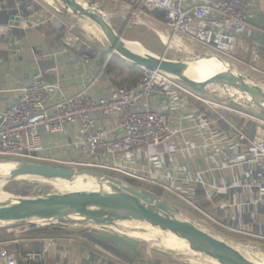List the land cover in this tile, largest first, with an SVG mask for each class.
Returning <instances> with one entry per match:
<instances>
[{"label": "crops", "instance_id": "0c3cea01", "mask_svg": "<svg viewBox=\"0 0 264 264\" xmlns=\"http://www.w3.org/2000/svg\"><path fill=\"white\" fill-rule=\"evenodd\" d=\"M77 1L85 6L92 5L103 15L104 20L113 16L121 18L122 29L129 24H148L160 39L165 37L161 33L167 32L161 14L135 10L131 2ZM183 2L189 7L194 0ZM16 7L27 21L33 22L50 17L53 8L59 9L60 14L56 26L8 27ZM0 8V121L18 91L29 86L37 74H41L44 82L52 86L51 102L58 101L60 95H71L89 85L90 94L95 100L107 99L111 91L134 86L142 76V66L110 51L108 43L105 45L100 39H97L98 44L80 39L75 47L65 48L61 43L65 28L76 26L83 17L63 13V5L58 0H0ZM136 20L140 22L135 24L133 21ZM109 25L114 34L125 42L121 30L116 31ZM211 26L215 25L211 23ZM129 42L147 52L137 42ZM202 48L207 53L204 52L202 56L221 59L210 48ZM224 58L225 61L221 60L231 64L234 74L243 76L264 91V0H251L247 29L235 39L232 55ZM177 83L179 88L173 89L169 99L154 96L136 108L165 113L176 134L159 147L136 152L129 157H119L114 161L136 175L153 180L155 184L141 183L175 198L182 205V208L177 206L180 211L192 212L198 221L209 223L228 239L247 243L263 242L264 239L256 237H264V157L257 155V163H253L252 159L256 156L253 143L261 136L264 116L246 99L240 98L233 87L225 90L224 87L207 85L211 86L210 89L205 86L203 90L197 91L185 83ZM212 86L219 87L221 93H217ZM92 117L112 138L116 123L103 120L99 111L94 112ZM37 132L42 140V149L32 153V159L22 161L64 165L100 175L111 172L117 175L110 176L114 179L121 182L120 176L127 179L116 172L92 166L98 164L97 157L83 155L74 145L79 137L76 125L66 126L57 135H48L42 128ZM238 132L245 136V140L238 139ZM103 162L107 165L113 163L112 159ZM162 186L174 190L194 205L214 212V217L228 229L207 221L184 200ZM76 241L79 244L63 241L42 245L41 248L47 249L45 264H121L111 253L104 252L97 240L88 241L83 236V241ZM65 250H68L67 254ZM139 257L138 252L133 257V264H141L140 261L136 262Z\"/></svg>", "mask_w": 264, "mask_h": 264}, {"label": "built area", "instance_id": "2783aa9c", "mask_svg": "<svg viewBox=\"0 0 264 264\" xmlns=\"http://www.w3.org/2000/svg\"><path fill=\"white\" fill-rule=\"evenodd\" d=\"M125 1L131 2L135 10L161 14L167 26V38L180 37L188 43L210 48L224 57L232 55L235 39L245 33L251 4V0H194L191 6L186 7L183 0ZM52 12L50 17L33 22L27 21L16 7L7 26H56L60 11L53 8ZM211 23L215 26L212 27ZM80 39L76 26L71 25L65 28L61 43L71 49L78 45ZM84 58L88 59L87 56ZM177 81L158 69L142 67V76L136 85L113 90L107 99L95 100L90 94L89 85L71 95H60L58 101L51 102L52 86L44 82L41 74H37L29 86L18 91L2 114L0 158L32 159L31 154L42 149V140L37 132L39 128L48 135H57L66 126L76 125L79 137L74 145L83 155L97 157L98 164L93 167L116 172L128 179L155 184L153 180L126 170L114 160L159 147L176 134L177 131L171 127L169 116L165 113L136 108L154 96L169 99L173 89L179 88ZM96 111L101 112L103 120L116 123L112 138L92 117ZM261 124V136L253 143L256 153L253 163L258 162L257 155L264 157V121ZM237 137L240 141L245 140L240 132ZM106 159H112L113 163L107 165L103 162ZM162 188L184 200L215 226L228 229L214 217V212L194 205L166 186ZM46 252V248L21 251L15 245H0V264H45Z\"/></svg>", "mask_w": 264, "mask_h": 264}, {"label": "water", "instance_id": "95a60500", "mask_svg": "<svg viewBox=\"0 0 264 264\" xmlns=\"http://www.w3.org/2000/svg\"><path fill=\"white\" fill-rule=\"evenodd\" d=\"M58 1L63 5V13L89 19L95 24L105 37L110 51L136 65L167 73L184 81L197 91L203 90L207 85L233 87L238 91L240 98L246 99L264 116V91L258 85L249 83L243 76L234 74L231 64L214 57L221 63L223 70L205 81L194 84L182 73L180 68L182 63L156 57L147 52H142L140 55L128 53L123 45L124 42L114 34L103 15L93 9L92 5L85 6L77 0ZM212 57L201 56L198 60L207 61ZM14 162L17 163L14 170L0 177V185L22 178L47 181L65 178L70 181L76 176L85 175L94 178L101 188L96 191L78 190L63 194H50L34 199L0 196V221L10 222L13 225L26 223L30 229L45 227L41 223H45L47 227L68 228H72L71 225L87 223L109 234L106 236L91 232L92 237L99 243L121 254L128 249L133 257L138 254L137 244L130 237L121 234L118 228L138 227V224H141L159 233H169L181 246L192 249L197 256H209L217 264H255L251 255L231 246L224 239L204 232L194 222L179 218L181 211L178 208L149 191L124 185L120 180L110 176L77 171L64 165L35 164L22 160ZM154 210L172 215V217L162 216ZM115 217L124 220L113 221L111 218ZM154 242L157 243L158 240ZM159 243L165 251L175 250L163 241Z\"/></svg>", "mask_w": 264, "mask_h": 264}, {"label": "rangeland", "instance_id": "374dc122", "mask_svg": "<svg viewBox=\"0 0 264 264\" xmlns=\"http://www.w3.org/2000/svg\"><path fill=\"white\" fill-rule=\"evenodd\" d=\"M144 16L146 15H143V17ZM83 19L86 22H84ZM105 20L108 24H111L116 31L121 30V34L125 42H137L147 51V53L155 54L156 56H162L163 58H166V60L169 61H176L178 63H182L180 66L185 64L193 65L198 61L199 57H201L202 54L206 53L205 48H202L196 43H188L186 40H182L180 37H173L176 42L170 41L169 43H166L164 40L160 39L159 35L155 36V34L153 33L154 28L148 24L139 26L129 24L125 25V27H123L122 29L121 24L123 20L121 18L113 16L106 17ZM79 21L81 22L76 24V31L80 35L81 39H88L94 44H98V40L100 39L102 43H104L105 45L107 44L106 39L101 33V31L89 19L81 18V20ZM133 22L136 24L140 21L136 20ZM161 34L167 38L166 31ZM135 46L137 45L135 44ZM215 55L220 56L221 59L224 61L226 59L224 58V56L218 55L217 53H215ZM178 82L185 83L182 80H178ZM185 85L187 84L185 83ZM206 87H209L208 89H210L211 86ZM212 87H214L213 89L216 88L215 90L217 91V93H221L219 87ZM224 89L227 90L228 87H225ZM15 160L18 159L0 158V175L13 171L14 166L17 164L16 162H14ZM85 170H89L95 173L98 172L94 171L96 169L91 170V168H85ZM105 174L114 177L117 176L116 174H113L111 172ZM79 178L80 176L78 177V179ZM120 178L123 182H125L123 177L120 176ZM84 179L87 180V177H83V182L86 183L87 181ZM141 186V189L144 188L143 190H146L145 188L147 187H144L145 185H143V183ZM66 192L69 191L64 190L62 186L58 187V185L54 183L52 184L49 181L47 182V180L37 181L28 178L9 181L0 186V196L16 199H34L45 195L63 194ZM153 192L155 196L161 198V200L167 202L168 204H174V207L178 206L179 208H182V205L175 198H170V200H168L166 199L167 197L165 196V194H162V192H160L159 190H153ZM172 201L174 203H172ZM185 208L187 209V207ZM179 218L195 222L196 226L204 232L216 236L222 240L224 239L225 242H227L231 246L246 252L247 254L251 255L254 259L258 257L264 262V241L247 243L239 239H228L227 237L218 233V231H216V229L213 228V226L210 225L208 222V224H206L202 221H198L194 214L189 211H186L185 213L181 211V215L179 216ZM41 224L45 227L36 228L37 230L34 232H31V229L26 223L14 225L1 224L0 245H6L8 247H11L12 245H15L17 247L18 245V249L21 248V251H34L37 249H41L42 245L44 246L45 244H56L58 242L63 241H73L76 244H79L76 240L80 239L81 241H83V236L88 241H96L91 235V232L93 231L99 234L109 236V234L104 232L101 228L92 227L87 223L71 225L72 228L60 227L59 231H52L50 233L40 231L42 229L50 228L47 227L45 223ZM118 229L121 233H123V235L130 237L131 240H133L137 244V249L140 253L139 259H136V262L138 263L140 261L141 264H210L213 261L210 259V257L197 256L195 255V253H190L184 248L181 250L165 251L161 247H158L156 245L153 246L152 242H147L136 235L133 236V234H131L128 230L122 228ZM96 242L97 244L102 246L101 247L98 245L104 252L106 251L107 253H111L112 256L118 261V263L120 262L121 264H133V262L135 261V258H133L131 252L128 249H125L124 253L122 255H119V253H117L116 251L109 249L98 241Z\"/></svg>", "mask_w": 264, "mask_h": 264}, {"label": "bare ground", "instance_id": "6f19581e", "mask_svg": "<svg viewBox=\"0 0 264 264\" xmlns=\"http://www.w3.org/2000/svg\"><path fill=\"white\" fill-rule=\"evenodd\" d=\"M164 41H166V43H169L170 41L174 42L175 39H171V38H166V37H161ZM176 42V41H175ZM124 47L127 50L128 53L133 54V55H140L142 52H144L141 48L135 46V44H131V43H127L124 42ZM215 56H213L211 59H208L207 61H200L198 60L195 64L193 65H182L180 66L182 73L184 74V76L190 80L191 82H193L194 84H198L202 81H205L207 79H209L210 77H212V75H214L217 72H220L223 70L221 63L216 60L214 58ZM9 173V172H8ZM8 173H4L2 175H0V177L7 175ZM79 176L74 177L72 180L67 181V179L65 178H59V179H55V180H50L49 182H51L52 184H56L59 186H62V188H64V190H68L69 192L71 191H78V190H84V191H96L98 189L101 188V186H99L96 182V180L92 177H88V176H80V178L78 179ZM83 177H87V182L84 183L83 182ZM28 179H32V180H37V181H41L39 179H33V178H28ZM89 180V182H88ZM48 182V181H47ZM6 183V182H4ZM2 183V184H4ZM1 184V185H2ZM0 185V186H1ZM3 197V196H1ZM155 213H158L162 216L165 217H172V215L169 214H164L158 210H154ZM113 221H122L124 219L122 218H111ZM3 224H9L12 225L13 223L10 222H3L0 221V225ZM125 230H128L131 234H133V236H138L141 239L145 240V241H149L152 242L153 245H156L158 247H160V241H163L165 244H167L170 248H174L175 250H181V249H185L190 253H195L192 249L187 248V247H183L180 244H178L177 240L170 235L169 233H159L156 230L149 228L146 225H141L138 224V227H132V228H123ZM140 229V230H139ZM119 230V229H118ZM120 232V231H119ZM121 233V232H120ZM123 234V233H121ZM125 236V235H124ZM127 237V236H126ZM153 239V240H151ZM158 240V242H154L155 240ZM196 254V253H195ZM209 257V256H208ZM212 263H215V261H212ZM254 263L255 264H264L263 260H261L260 258H255L254 259Z\"/></svg>", "mask_w": 264, "mask_h": 264}, {"label": "trees", "instance_id": "16d2710c", "mask_svg": "<svg viewBox=\"0 0 264 264\" xmlns=\"http://www.w3.org/2000/svg\"><path fill=\"white\" fill-rule=\"evenodd\" d=\"M124 181H125V183L126 184H128L129 186H131V187H133V188H142V183L141 182H139V181H136V180H133V179H125L124 178ZM144 187H147V188H145L147 191H149V192H151V193H154L153 192V190H152V188H150V187H148V186H144ZM144 189V188H143ZM167 198L166 199H168V200H170V198L171 197H169V196H167V195H165ZM172 203H174L173 201H172ZM174 205V204H173ZM177 206V205H176ZM37 229H31V232L33 231H36ZM60 230V227H50V228H46V229H42V230H40V231H45V232H47V233H50V232H54V231H59Z\"/></svg>", "mask_w": 264, "mask_h": 264}]
</instances>
